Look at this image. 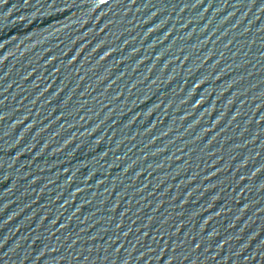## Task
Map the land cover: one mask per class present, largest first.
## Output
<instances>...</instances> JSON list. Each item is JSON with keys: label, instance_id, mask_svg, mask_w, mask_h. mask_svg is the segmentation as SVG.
Segmentation results:
<instances>
[{"label": "water", "instance_id": "water-1", "mask_svg": "<svg viewBox=\"0 0 264 264\" xmlns=\"http://www.w3.org/2000/svg\"><path fill=\"white\" fill-rule=\"evenodd\" d=\"M0 264H264V0H0Z\"/></svg>", "mask_w": 264, "mask_h": 264}]
</instances>
